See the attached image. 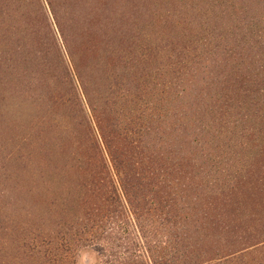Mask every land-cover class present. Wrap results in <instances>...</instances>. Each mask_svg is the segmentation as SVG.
<instances>
[{"label": "trees", "instance_id": "16d2710c", "mask_svg": "<svg viewBox=\"0 0 264 264\" xmlns=\"http://www.w3.org/2000/svg\"><path fill=\"white\" fill-rule=\"evenodd\" d=\"M119 4L121 0H0V221L18 227L11 233L1 227L0 264H75L69 248L86 238L100 264H178L173 255L165 258L164 248L172 243L177 249L187 235L174 230L161 237L167 222L177 226L173 215L182 214L194 226L192 234L207 233L208 217L220 214V208L228 215L227 204L234 211L243 202L240 174L249 170L244 153L263 131L247 125L259 104L247 93L256 90L239 80L231 89L238 75L228 68L246 59L253 67L260 62L264 29L258 26L243 36L245 15L239 8L237 23L224 27L236 33L229 45L221 46L220 34L211 42L210 31L219 28V19H229V10H220L221 16L212 20L205 16L210 6L202 0L183 13L177 7L174 18L181 16L183 29L190 31L200 19L210 32L201 45L218 49L168 43L166 52L158 50V80L142 84L149 68L141 67L140 56L146 51L139 52L138 36L124 23ZM253 55L256 59L249 57ZM225 69L229 76L224 77ZM260 97L264 104V95ZM255 112L260 119L262 114ZM11 142L16 149L9 148ZM80 149L94 151L98 163L90 165L97 176L72 174L80 168L72 154ZM22 155L41 181H55L53 198L74 220L72 237L30 236L16 223L26 216L25 207L42 203L39 194L29 193V176L18 168L24 181L11 170ZM119 218L121 225L130 226L119 228L123 235L110 225ZM153 223L164 241L152 239L158 233L145 226ZM253 228L254 237L222 242L214 258L199 255L186 264H251L254 254L247 261L241 257L264 242V224Z\"/></svg>", "mask_w": 264, "mask_h": 264}, {"label": "rangeland", "instance_id": "374dc122", "mask_svg": "<svg viewBox=\"0 0 264 264\" xmlns=\"http://www.w3.org/2000/svg\"><path fill=\"white\" fill-rule=\"evenodd\" d=\"M176 2L181 5L176 6ZM194 2H196V0L193 2L192 0H121V4L118 5V8L119 10L120 8L123 10L124 23L128 28L130 26L132 28L134 27V36H138L139 52L143 50L146 51L145 55L140 56L142 58V60H140L141 67H143L144 69H146L147 67L149 68L148 70H146L148 72L146 78H142L144 77L142 76L139 80V82H141L142 84L148 82H152L153 84H155V81L158 80L156 78V76L158 77L159 73V71L157 70L158 62L156 63L159 56L158 50L162 48V52H166V50L168 49V43H176L179 45V47H183L184 45L188 44L191 48L200 46V48L204 51L214 52V50L217 51L218 48L209 50L205 49L201 45V38L204 37V34L211 32V42L214 40L215 35L220 34L219 38L221 41V46L229 45V43L231 42L230 37L232 35H235L236 32L234 33L235 29L228 30L224 27H229V24L231 25V22H233V24L237 23L234 14L236 11H238L237 9L239 8L241 11H244L245 15V18H242L243 25L245 26V28H243L242 30L243 36L249 37L251 31L254 32V29H257L258 26L264 29V0H255V3L250 2L249 0H202V5L207 4V6H210L207 7V9H204L205 16L208 19L212 18L213 20V16L215 14L220 15V10L224 8L229 10V12L231 13L229 19H219V28L214 30V34H212V31L208 32L206 30V27L200 25V19L198 21V24L196 26H193L192 29L188 31L187 29H183L185 25L179 22V18L181 16L178 17L176 15L174 18L175 12H178L175 9L177 7H180L179 11L184 12L191 5L192 7L195 6ZM250 5L252 9L248 8ZM248 9L250 10V12H247ZM255 10L256 12H258L256 13V16L252 18L250 15L251 13L255 12ZM257 15H260L259 18H257ZM66 24L73 23L66 22ZM187 26L192 25L187 24ZM76 33L78 34L79 31H75L74 36ZM73 42H75L77 45L79 44V34L74 38ZM71 46L74 49L73 55L74 57H76V61L78 63V52L75 51L76 45L72 43ZM209 47L212 48L211 44H209ZM191 51L193 50L191 49ZM254 55L249 57H253L254 59H256L257 56ZM258 55V58L261 57L260 62L258 61L257 63H255L254 67L251 66L252 62H249V60L246 59V61H244V63L242 64L231 62L229 64L230 68H228V70H231L232 72H234V70H237L238 75V77L235 78V82L231 80V82L235 83V85L231 89L236 90L237 86H239V80L243 86H247L252 88L253 90H256V92L247 93V97L251 98L253 101L259 102V104L255 106L254 110L250 112V119L247 125H249L251 129L253 127L255 129L260 127L263 131L261 134L262 137H256L253 143L249 146L248 150L244 153L245 161L248 163L249 170L245 174H240L243 179L242 182L244 183V185L241 187L242 192L240 194L239 189L237 190L239 195L244 194V196L241 198L243 202L240 203L238 208H235L234 211H232L231 206L227 204L226 209L230 211L228 215L224 214V212L220 208L218 210L220 214H213L210 218L208 217V220L205 224V227H207V233L201 230L194 231V233L192 234L194 226L193 228H190L186 224V221L184 219L182 220V214L175 216L173 215L174 219L177 220V226L171 227V221L167 222L166 225L169 228H165L163 232L161 231L162 236L159 233L160 230L158 224L156 225V223H153V225L147 224L145 226L147 229L149 227L150 229L152 228L151 231H153V233H158L156 236H154V238H152L154 241L155 239H160L159 236L163 237V235H167L166 231H168L170 235L175 233L174 230H176L177 232L179 231V236L182 235L181 232L187 235V238L184 240V245L177 243V249L171 248L172 243L164 248L165 250H167L165 258L173 255V257H176V262L178 264L193 263V261L198 259L199 255L204 254L214 258L215 253H218L220 251L219 247L222 242L226 245H230L232 241H238V239H242L244 235L254 237L253 235H255L254 233H256L257 230L253 228V226L258 223L259 226L262 227V223L264 224V104L262 102L263 99L260 97V95H264V52L259 51ZM149 62H151L150 65H148ZM153 66L156 68V70L152 69ZM228 70L225 69L224 77L229 76L227 74ZM251 75L255 76L260 81L261 86L255 82ZM143 79H145V82H143ZM149 87L150 86L147 85L146 89L148 90ZM155 97V102H158L159 98L157 97V95ZM255 111H257L259 114H262V117L260 119L258 118ZM85 139L86 137H84L81 132L79 134V140L83 141ZM12 143L13 142L9 144V148L16 149V146L11 147ZM19 143H21V141H19ZM231 143H233V141ZM16 145H18V143ZM233 149L234 148H232L231 146L230 151H232ZM72 155L73 157L78 159V161L75 162L76 164H78V166H80V168L77 171L74 170L72 174L78 175L79 177L84 175L87 177V179H89L92 175L97 176L96 168L93 171L92 165H90L92 161H96L94 151L80 149ZM27 157L22 155L20 162H13L11 170L16 173L17 169L19 168L22 172H25L29 176L31 180V184L28 185V187L30 188L29 193L33 195H35V193L39 194L42 203L41 205L38 204L36 206H33V208L25 207L26 216L23 217L21 221L16 223L21 224L23 228L25 227L26 230L30 232V236L33 233H38V237H42L43 235H56L60 239L62 235H64L65 237H72V235H74L72 231L73 229H75V225L73 222L74 220L70 219L67 214H64L65 212H62L63 210H65L64 204H57L55 201L59 199L53 198L54 189L52 190V187L55 188V181H53L50 185L48 183L49 181H41L38 178L36 172H31L33 164ZM97 163L98 162L96 161L95 164ZM234 169L236 170V168ZM17 175L21 180H26L21 175ZM55 178L56 176L54 172L53 179L55 180ZM59 210H61L63 214L59 212ZM0 214H2V211L0 212ZM120 219L121 218H119V220L111 219L112 222L110 225H112L113 230L117 234L123 235V233H119V228H129L130 226L126 224L121 225ZM1 227H9L8 233H11L15 228H18L14 225L13 222H11L9 225L6 224V222L2 221L1 226L0 221L1 241L3 240ZM205 236L209 238H206ZM163 239L165 238L160 239V241H164ZM91 243V239L86 238L85 240L79 242L80 246H77L76 248L70 246L68 255L71 256L68 257L69 259L71 257V262L75 264H100L101 262L98 258V255L90 248ZM263 243L264 242L256 244V246L254 247V249H256L254 250L255 252L253 251V253H246L241 257V259L247 261L252 257V254H254L251 264H258L259 260L264 259V250L261 251V249H258ZM201 261H204V259Z\"/></svg>", "mask_w": 264, "mask_h": 264}]
</instances>
